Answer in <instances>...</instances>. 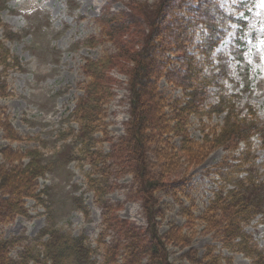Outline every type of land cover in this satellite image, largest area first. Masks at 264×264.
I'll return each instance as SVG.
<instances>
[{"label": "rangeland", "instance_id": "rangeland-1", "mask_svg": "<svg viewBox=\"0 0 264 264\" xmlns=\"http://www.w3.org/2000/svg\"><path fill=\"white\" fill-rule=\"evenodd\" d=\"M1 1L5 5L0 12L3 23L0 40L20 65L7 69L0 66V166L7 169L20 166V162L5 163L1 153L5 149L20 155L39 150L44 161L55 163L36 183V193H44L43 201L25 199L27 216L0 223V242L15 241L10 257L19 260L26 247L32 249V255L42 250L39 237L43 230H57L72 237L85 236L94 251V264H104L109 258L106 248L118 241L123 246L126 241L109 226L113 222L110 215L119 221H129L146 235L150 224L136 195L138 184L134 176L120 172L113 159H103L98 168H93L97 160L80 154L81 145L76 138L80 125L73 111L88 81L84 71L86 63L117 53L115 45L102 33L99 16L108 10L132 16L130 5H138L149 13L161 0ZM238 2H248L249 14L245 15L244 10L237 13L238 18L244 16L247 22L245 30L240 35L231 30L210 59L200 55L195 46L191 49L198 55L205 72L217 76L204 101L207 112L190 116L186 126L190 137L199 144L203 142V130L209 132L225 124L227 112L210 111L219 103V93L234 107V117L264 128V0H221L220 4L229 9ZM111 74L116 82L101 105L100 121L93 135L95 141L89 142L93 152L101 151L105 155L126 135L131 117L128 78L115 70ZM159 86L167 102L183 98L182 90L167 80L163 79ZM169 109L168 106L167 112L172 115ZM166 137L169 147L159 142L153 149L163 154L168 150L173 155L169 154V162L160 161L156 151H151L152 169L157 173L168 166L174 171L173 179L187 182L179 192L158 193L165 209L159 231L164 234L172 226H178L190 239L188 248L170 246V261L189 264L180 259L184 252L193 248L203 257L211 247L214 254L222 257V264H252L246 254L226 247L218 228L203 218L215 194L232 188L231 177L224 180L219 172L222 169L233 174L231 170L235 168L230 164L246 148V143H239L237 148L231 145L216 148L201 164L193 166L174 155L182 137L175 132ZM250 142L251 153L264 178V134L254 133ZM65 149L68 151L55 159ZM69 155H72L70 160ZM28 162L23 158L21 165ZM88 178L96 181L95 188ZM188 210L193 216L190 222ZM211 216L214 222L219 219L215 214ZM243 228L257 251L264 255L263 216L258 215L249 224H243ZM124 258L121 250L115 264H123ZM65 264L75 263L67 260ZM143 264L154 263L146 258Z\"/></svg>", "mask_w": 264, "mask_h": 264}, {"label": "trees", "instance_id": "trees-1", "mask_svg": "<svg viewBox=\"0 0 264 264\" xmlns=\"http://www.w3.org/2000/svg\"><path fill=\"white\" fill-rule=\"evenodd\" d=\"M220 1L161 0L149 13L138 5H130L132 16L108 10L98 18L103 35L115 45L117 53L98 61L89 60L84 66L88 81L84 95L73 111L80 125L76 135L81 145L80 154L97 160L93 162V168H98L103 159H113L120 172L131 173L138 184L136 195L143 203L150 224L146 235L145 231H140L129 221H119L110 215L113 222L110 221L109 226L117 230L120 239L126 241L123 246L118 241L106 248L109 258L104 264L117 263L121 250L125 254L123 264H143L146 258L154 264H173L170 261V246L190 247V239L183 228L172 226L164 234L159 231L165 209L157 197L158 193L179 192L187 182L185 179H173L174 171L168 166L157 173L152 169L151 151H156L160 161L168 160L169 154L173 153L167 150L163 154L153 149L159 142L169 147L166 136L172 132L182 137L181 146L174 155L193 166L201 164L216 148L227 145L237 148L239 143H246V148L239 157H233L234 163L230 164L235 168L231 170L233 174L222 169L219 172L224 180L231 177L232 188L226 193L215 194L203 218L218 228L226 247L246 254L252 259V264H264V255L257 251L243 228V224H249L258 215L264 218V178L250 147L253 134H264V128L245 124L234 117V107L222 93H219V103L210 111L227 112L223 127L209 132L203 130L202 144L193 141L186 127L190 116L207 112L204 101L208 88L217 80L216 75L205 72L192 47L195 46L205 59H210L231 30L240 35L247 25L244 16L238 18L237 13L244 10L248 15V2H238L225 9ZM4 5L0 0V12ZM0 28H3L1 18ZM19 65L18 58L0 40V66L7 69ZM114 70L128 78L131 117L126 135L105 155L101 151L93 152L89 142L95 141L93 135L100 121L101 105L116 82L111 74ZM163 79L181 89L183 98L167 102L168 98L159 86ZM168 106L172 115L167 112ZM67 151L58 153L55 159L61 158ZM1 153L6 164L20 162V166L8 169L0 166V223L6 224L17 216H27L25 199L43 201L41 195L44 193H36V183L55 162L44 161L39 150L28 151L24 155L10 149ZM23 158L29 160L25 165H21ZM71 158L72 155H69L67 159ZM88 181L95 188L96 181L91 178ZM187 213L190 222L193 216L189 210ZM213 214L219 216L216 222L212 219ZM43 239L46 240L40 241ZM39 242L41 251L32 255V249L26 247L19 260L10 257L11 247L17 244L15 241L0 242V264H65L67 260L75 264H94V251L85 236L72 237L57 230H43ZM180 259L189 264H222V257L214 254L211 247L203 257L196 249L190 248Z\"/></svg>", "mask_w": 264, "mask_h": 264}]
</instances>
